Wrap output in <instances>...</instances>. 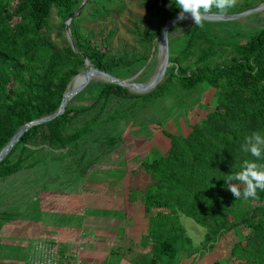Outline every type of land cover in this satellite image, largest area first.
<instances>
[{"label": "trees", "instance_id": "obj_1", "mask_svg": "<svg viewBox=\"0 0 264 264\" xmlns=\"http://www.w3.org/2000/svg\"><path fill=\"white\" fill-rule=\"evenodd\" d=\"M122 1L88 0L92 6L89 18L111 15L115 7H122ZM142 1L152 3L149 9L158 10L166 19L172 17L169 0ZM76 7V0H0V151L23 126L57 112L85 58L107 73H112L118 64L110 58V41L115 31L104 38H94L82 29L71 28L77 52L71 46L62 49L53 42L50 36L53 8L67 21L76 14ZM83 16L82 12L75 16L72 25ZM200 25L193 30L188 46ZM159 33L143 34L140 30L139 35L154 41ZM233 51L239 57L222 67L207 66L205 63L211 56L207 53L194 65L179 68L176 81L180 88L190 91L206 82L217 90L216 101L212 112L187 136L170 135L167 156L142 164L141 169L151 181L145 190L136 193L143 201L149 228L139 244L142 253L136 255V264L174 261L179 252L193 246L180 223L181 215L207 230L204 248L224 232L245 223L250 232L245 246L236 245V259L248 262L242 264H264V192L258 191L256 199H237L223 180L239 171L244 160H256L241 150L245 136L253 131L264 134V26L248 42L233 46ZM71 59L75 65L61 70ZM162 89L134 96L127 89L106 83L99 100L111 96L152 99ZM68 117L69 112L65 111L54 121L25 133L1 162L0 178L34 167L22 166V161L12 165L7 162L20 145L28 144L42 128H55ZM96 127L97 124H91L61 143L67 146ZM239 187L242 189L243 185Z\"/></svg>", "mask_w": 264, "mask_h": 264}, {"label": "rangeland", "instance_id": "obj_2", "mask_svg": "<svg viewBox=\"0 0 264 264\" xmlns=\"http://www.w3.org/2000/svg\"><path fill=\"white\" fill-rule=\"evenodd\" d=\"M76 1V13L82 8L80 12L84 16L82 20H76L73 25L69 20L64 21L58 15L57 9L53 8L50 25V36L53 42L62 49L67 46L72 47L66 30L67 22L70 23V31L71 28L82 29L94 38H104L115 31L110 41L112 49L110 58L115 59L118 64L114 65L110 74L121 80H131L142 84L149 82L158 70L159 42L157 38L154 41L144 40L139 32L141 30L143 34L145 32L161 33L166 21L178 16L180 12L173 0H169V12L172 17L168 19L158 10H150L152 3H145L142 0H123L122 7H115L116 10L111 15L90 19L92 6L87 3L88 0L83 7L84 0ZM263 3L264 0H234V6L224 14L241 13ZM216 12L215 8L211 10V13ZM196 26L194 21H184L170 29L169 67L162 82L150 92L160 91L163 88L161 94L152 99H123L111 96L109 99L99 100V93L106 82L100 78H94L84 90L69 101L66 110L69 112L68 119L60 121L55 128L51 126L42 128L28 144L17 148L7 165L22 161V166L32 165L42 168L41 173L43 170L47 171L52 181L55 182L56 178L59 182L57 176L59 177L60 174L71 175L70 173L74 171L83 178L88 168L100 164V161L105 160L104 164L109 165L111 160L113 161L125 151L124 148L127 145H140V148H143L142 145L146 144L147 139L156 135L154 131L161 128L168 131L165 133L169 137L176 136L177 133L186 136L196 124L212 112L217 90L206 82L194 90H183L176 81L179 68L194 65L207 53L211 54L205 63L207 66L214 68L232 63L239 57L233 51V46L248 42L264 26V10L231 22L202 21L192 43L188 46ZM71 37L74 40L72 33ZM89 63L93 65L90 61ZM74 65L75 61L71 59L60 69H71ZM77 70L78 75L87 70L85 62L84 66L78 67ZM76 76L70 81L69 90L80 85L77 82L82 77ZM128 92L134 96L147 95L137 94L131 90ZM91 124H97V127L87 134H81L69 145H62V141L80 133ZM136 140H139L137 144L134 142ZM14 181L12 177L0 178V233L3 230L6 232L5 226L12 224L9 220L13 218L12 211L16 208L12 199L15 191L9 189L13 187ZM150 181L151 178L147 177V186ZM180 223L186 229L188 237L192 239V250H202L203 259L208 264H214L217 260L214 254L219 248L226 249L225 253L222 251L223 257L218 259L219 264L248 263L245 259H236L238 255L234 254L236 245L247 244L246 238L250 230L245 223H240L236 228L224 232L211 246L204 249L202 243L207 230L183 215L180 216ZM8 245V239H0L1 247L7 249ZM45 246L54 248L58 252L57 246L52 243L49 245L35 243L31 249L33 252L21 260V264H35L45 252ZM207 251L210 255L206 254ZM7 257L0 256V262L8 261L7 264H9L10 259Z\"/></svg>", "mask_w": 264, "mask_h": 264}, {"label": "crops", "instance_id": "obj_3", "mask_svg": "<svg viewBox=\"0 0 264 264\" xmlns=\"http://www.w3.org/2000/svg\"><path fill=\"white\" fill-rule=\"evenodd\" d=\"M165 132L164 128L154 131L156 135L143 148L125 146L127 153L120 151L109 165L100 161L83 178L72 171L54 182L37 167L10 176L15 180L9 190L15 191L12 212L16 218L0 233V239L9 240L7 249L0 246V256H8L9 264H21L35 243H52L58 248L60 264H136V255L142 253L139 244L149 228L143 201L136 193L146 189L150 177L141 167L167 156L171 139ZM222 251L226 249L216 250L214 264H219ZM203 253L190 247L174 261L162 259L159 264H208Z\"/></svg>", "mask_w": 264, "mask_h": 264}, {"label": "water", "instance_id": "obj_4", "mask_svg": "<svg viewBox=\"0 0 264 264\" xmlns=\"http://www.w3.org/2000/svg\"><path fill=\"white\" fill-rule=\"evenodd\" d=\"M86 2H87V0H84L82 7L86 4ZM81 9L73 17H71L69 19V22H71L72 19L80 13ZM263 10H264V3L259 5L256 8L246 10L244 12L237 13V14H223V15L209 14L202 21H204V22H231V21L242 19V18L249 16L251 14L261 12ZM184 21H194V20L192 19L191 14H185L183 19H178V16H175V17H172L166 21L164 28L162 29L160 35L157 37V41L159 42V50H158L159 66H158L157 73L149 82H146L144 84L132 82L131 80L118 79V78L114 77L113 75H111L110 73L105 72L104 70L95 68L93 65H91L89 63L88 59L85 58L84 62H85V66H86L87 70H85L84 72H82L81 74L76 76V77H82L83 78L82 83L77 88H75L73 90H69V85H68L67 90H66L64 97H63V101H62V103H61V105H60V107L56 113H54L51 116H47V117L35 120V121L23 126L21 129H19L15 133L13 138L8 142V144H6V146H4V148L0 151V164L9 155V153L13 150V148L16 146V144L21 140L23 135L25 133H27L30 129H32L33 127L38 126V125L50 123V122L54 121L55 119H57L58 117L62 116L68 107L69 101L74 96L79 94L82 90H84L88 86V84L92 81V79H94V78H100V79L104 80L106 83L120 86L124 89L131 90L137 94H148L152 90H154L162 82V80L165 78L168 67H169V63H170L169 32H170V29L175 24H178V23L184 22ZM69 22L66 23V30H67V33L69 35V38H70V41L72 44V48L75 52H77L75 42L71 37V31L69 28L70 23ZM166 36H167V40H166Z\"/></svg>", "mask_w": 264, "mask_h": 264}, {"label": "clouds", "instance_id": "obj_5", "mask_svg": "<svg viewBox=\"0 0 264 264\" xmlns=\"http://www.w3.org/2000/svg\"><path fill=\"white\" fill-rule=\"evenodd\" d=\"M173 2L180 9L178 19H183L185 14L189 13L196 25H200L209 14L223 15L234 6V0H173ZM213 8L217 10L216 13H211ZM241 150L256 160H244L239 171L228 174L223 180L227 189L237 199H256L258 191L264 192V162H257L264 160V134L253 131L245 136ZM239 185H243V188L241 189Z\"/></svg>", "mask_w": 264, "mask_h": 264}, {"label": "built area", "instance_id": "obj_6", "mask_svg": "<svg viewBox=\"0 0 264 264\" xmlns=\"http://www.w3.org/2000/svg\"><path fill=\"white\" fill-rule=\"evenodd\" d=\"M36 261V260H35ZM35 264H60V255L54 248L45 246V252Z\"/></svg>", "mask_w": 264, "mask_h": 264}, {"label": "bare ground", "instance_id": "obj_7", "mask_svg": "<svg viewBox=\"0 0 264 264\" xmlns=\"http://www.w3.org/2000/svg\"><path fill=\"white\" fill-rule=\"evenodd\" d=\"M82 81H83V78H80V79H78V82H77V84H81L82 83ZM81 82V83H80ZM78 87V86H77ZM76 87V88H77ZM75 89V88H74ZM73 90V89H72Z\"/></svg>", "mask_w": 264, "mask_h": 264}]
</instances>
